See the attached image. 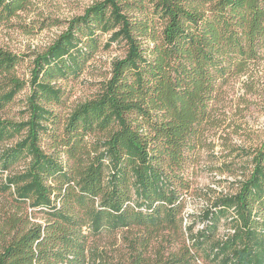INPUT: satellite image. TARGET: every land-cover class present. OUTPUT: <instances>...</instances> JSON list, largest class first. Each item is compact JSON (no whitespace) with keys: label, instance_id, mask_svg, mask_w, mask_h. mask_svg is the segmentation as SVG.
Instances as JSON below:
<instances>
[{"label":"trees","instance_id":"1","mask_svg":"<svg viewBox=\"0 0 264 264\" xmlns=\"http://www.w3.org/2000/svg\"><path fill=\"white\" fill-rule=\"evenodd\" d=\"M31 4L0 0V25ZM106 35L103 49L124 42L126 55L56 128L58 82L83 75ZM20 61L0 47V111L30 88L26 120L0 119V145L16 139L0 148V192L11 198L0 264H102L90 239L121 230L137 232L125 238L132 264H192L199 252L209 264H264V141L243 153L249 172L236 193L216 197L202 229L183 230L186 170L213 104L234 75L264 61V0H99L36 55L28 82L14 74ZM221 221L234 233L218 236ZM162 231L186 234L189 246L153 262L151 238Z\"/></svg>","mask_w":264,"mask_h":264},{"label":"rangeland","instance_id":"2","mask_svg":"<svg viewBox=\"0 0 264 264\" xmlns=\"http://www.w3.org/2000/svg\"><path fill=\"white\" fill-rule=\"evenodd\" d=\"M99 0H32L29 10L20 12L18 17L7 24L0 25V47L17 56L21 61L14 74L28 82L31 78L33 60L66 30L68 22L84 15L86 9ZM42 26H45L41 29ZM108 35L101 39V44L94 58L87 63L83 75L76 79L59 81L65 90L63 105L53 107L57 116L56 128H62L70 111L77 105L92 99L110 77L112 63L126 55L124 42L114 43L103 49ZM30 88L20 92L14 101L0 111V119L21 122L26 120V99ZM214 115L208 124L202 139L203 146L194 163L186 170L190 188L185 196L183 210V230L193 226L194 231L202 229V214L212 206L219 194H234L238 181L249 172V158L243 156L246 151L259 148L264 141V61L251 63L240 74L234 75L222 88L219 102L213 104ZM16 139L0 145L11 146ZM44 144H48L47 140ZM25 160L18 162L12 172L23 170ZM244 174V175H243ZM3 174L0 178H5ZM8 194L0 192V222L5 218V204L11 205ZM31 212V210H28ZM33 222L43 223L44 215L36 212L30 217ZM229 225L221 221L217 235L223 237L229 233ZM136 230H121L114 234L105 233L91 243L103 252L102 264H132L128 242L125 238H135ZM189 246L187 235H174L170 231L156 233L151 238L147 256L153 262L163 258V262L172 253H177L183 246ZM195 253V251H192ZM192 264H209L203 253L197 254Z\"/></svg>","mask_w":264,"mask_h":264},{"label":"built area","instance_id":"3","mask_svg":"<svg viewBox=\"0 0 264 264\" xmlns=\"http://www.w3.org/2000/svg\"><path fill=\"white\" fill-rule=\"evenodd\" d=\"M227 231L229 232V234L234 233V230L231 228H229Z\"/></svg>","mask_w":264,"mask_h":264}]
</instances>
